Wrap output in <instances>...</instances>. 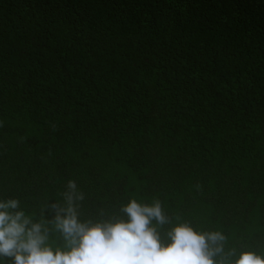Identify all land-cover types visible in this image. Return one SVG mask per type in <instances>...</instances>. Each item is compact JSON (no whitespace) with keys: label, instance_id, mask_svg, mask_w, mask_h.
Returning a JSON list of instances; mask_svg holds the SVG:
<instances>
[{"label":"trees","instance_id":"trees-1","mask_svg":"<svg viewBox=\"0 0 264 264\" xmlns=\"http://www.w3.org/2000/svg\"><path fill=\"white\" fill-rule=\"evenodd\" d=\"M0 264H264V0H0Z\"/></svg>","mask_w":264,"mask_h":264}]
</instances>
